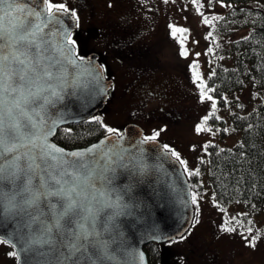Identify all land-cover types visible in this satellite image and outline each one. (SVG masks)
<instances>
[{
    "label": "snow or ice",
    "instance_id": "obj_1",
    "mask_svg": "<svg viewBox=\"0 0 264 264\" xmlns=\"http://www.w3.org/2000/svg\"><path fill=\"white\" fill-rule=\"evenodd\" d=\"M192 3L199 12L202 7L199 0H192ZM199 14L205 25L211 24L213 20L223 19L218 16L209 18L203 12ZM62 16L70 18L74 27H79L77 12L69 9L63 2L38 0L33 5L29 0H0V204L7 213L19 217L16 230L6 239L0 236V243H8L13 249H17L8 255L15 257L18 264H96V260L101 258L96 256V252H106L110 243L102 237L105 232H110L109 225L119 214L115 210L127 207L121 203L122 197L119 194L116 200L111 199L114 189L103 192L96 189L93 183L96 178L111 183L106 175L107 172L114 171L111 168V156L105 153V167L98 172L95 167H89V162L84 159L98 146H93L86 152H67L48 142V137L54 133L56 122L45 131L43 126L46 121L41 113L46 112L47 105L52 103V97L62 98L61 93L47 83L53 79L51 68L54 67L49 62L45 47L48 44L46 36L51 35L50 25L60 29L65 48L73 57L69 63L75 64L76 60H83L73 52L76 41L72 38L73 33L63 24ZM169 28L173 38H176L177 33L182 34L180 55L186 57L188 51L184 43L187 37L183 34L188 33L189 29L171 24ZM45 29L49 31L45 32ZM211 36L212 33L209 32L208 37ZM207 51L212 52L213 49L209 48ZM199 55L200 53H196L197 57ZM190 67L194 82H200L197 87L201 102L210 101L212 110L196 126V131L211 133L213 129L206 125L213 117H219L215 116L217 101L209 93L216 89L207 87L196 71L198 63L194 61ZM100 68L101 72L104 71L103 66ZM212 75H215L214 71ZM97 78H100V73H97ZM49 89L50 96H44L43 93ZM34 115L41 116L39 123L34 120ZM95 119L102 124L99 118ZM102 126L107 133H116L122 137L119 130ZM158 136L159 132H154L151 136L143 137L140 143L155 141ZM208 147L209 145H204L205 151ZM163 149L184 166L189 176L200 174L198 169L195 172L189 171L187 162L174 149L168 145H163ZM69 157L74 159H68ZM119 159L123 160V155ZM133 159V174L143 173L147 165L142 153ZM131 187L129 184L127 190L131 191ZM98 191L104 201L99 208H95L91 204L96 200ZM191 201L193 204L197 202L196 193L191 194ZM42 203L49 210L47 214L41 208ZM105 208L114 211L104 225L98 227V218ZM47 216H50L51 222ZM33 225L38 227L33 228ZM230 225L231 221L225 220L221 230L235 232L237 229ZM246 231L248 235H241L248 241V246L255 247L258 237L249 240L252 229L247 228ZM186 238L187 236L181 235L179 240ZM111 242H114V238ZM140 259H143L142 253Z\"/></svg>",
    "mask_w": 264,
    "mask_h": 264
},
{
    "label": "rangeland",
    "instance_id": "obj_2",
    "mask_svg": "<svg viewBox=\"0 0 264 264\" xmlns=\"http://www.w3.org/2000/svg\"><path fill=\"white\" fill-rule=\"evenodd\" d=\"M77 1L75 5V11L79 16V27L77 28H79L81 41L87 49L91 46V35L96 34V30L108 28V21L112 25L117 24L119 16L128 10L137 14L135 19L139 21L140 18L141 23L148 29V34H144L140 40L148 45L147 49L145 48L147 57H152L154 60L146 70L150 73L148 84L154 90L155 100L148 102L144 106L143 112L150 115L157 105H161L165 110L169 109L170 112H168L172 114L168 115L164 112L162 116L156 117V124L152 123L154 119L152 115L138 116L134 118V121L142 124L146 131L159 122L167 125L165 129L160 128L159 139L165 140L168 146L180 154L181 159L187 162L189 171L198 169L201 175L205 191L197 198V215L193 218L191 227L184 233L187 236L186 239L180 241L177 237L175 240L178 242H172V240L166 243L162 252L166 255L163 263L264 264V232H256L252 229L249 240L252 237H258V239L255 241V247H251L241 235L244 232H240L238 229L235 232L221 230L228 216V210L226 215L225 211H221L219 206L214 204V198L207 189L209 187L205 185L207 172L203 173L199 162L204 163L206 160L205 143L215 142L221 146H230L240 136L239 131H229L220 124L212 128L211 133L196 131V126L202 122L206 115H209L211 102L207 100L201 102L198 84L193 80V70L190 66L194 61L198 63L199 67L196 71L200 73L209 60L207 59L209 56L207 50L213 40H216L218 36H222L220 40H227L228 28L233 25L231 21H228V18L224 17L205 25L202 23L199 12H203L205 16L211 18L213 13L223 12L227 6L215 7L209 4V0H199L202 7L198 12L197 6L192 3V0H168L167 3L165 0H87L85 3ZM72 5L74 6V4ZM131 21L136 23L134 19ZM244 21L242 20V22ZM170 24L189 29L188 33L183 34L187 37L184 43V47L188 51L186 57L180 55L182 34L177 33L176 38H173L170 34ZM247 30L246 27L238 28L235 33L231 32L229 35L239 37L246 34ZM209 32L212 33L210 38L208 37ZM196 53H200L199 57L196 56ZM123 69L120 70L116 78L119 90L123 72L126 71ZM201 77H203L202 74ZM117 85L113 89L110 104L104 110L94 114L98 116L103 125L113 129H117L119 125L121 128V125L124 124L125 120L123 119H125L124 115L127 109L126 101H116ZM249 96V90L241 92V97L244 100L248 101ZM177 112L180 113L179 121L176 124H171L174 119L173 114L177 115ZM158 113L160 112L157 111L156 114ZM217 115L220 118L226 117L222 110H219ZM226 123H228V119H226ZM206 127L210 126L207 124ZM221 129H227L225 135L221 134ZM244 234L248 235L247 231ZM6 252L0 247V259L7 260L3 256L7 254ZM6 262V264L13 263L11 260Z\"/></svg>",
    "mask_w": 264,
    "mask_h": 264
},
{
    "label": "water",
    "instance_id": "obj_3",
    "mask_svg": "<svg viewBox=\"0 0 264 264\" xmlns=\"http://www.w3.org/2000/svg\"><path fill=\"white\" fill-rule=\"evenodd\" d=\"M29 2L35 5L38 0ZM61 19L67 30L76 28L70 18L62 16ZM49 29L51 35L46 36V55L54 67L51 68L53 79L47 83L60 92L62 98L52 97V103L47 105L46 112L41 113L46 121L43 126L45 131L56 122L54 133L48 137V142L67 152H86L87 149L98 146L84 157L89 162V167H95L98 172L105 167V153L111 156V168L114 171L106 173L111 183L102 178L94 179L93 183L96 189L103 192L114 189L111 199L116 200L119 194L122 197L121 203L127 205L115 210L119 214L111 221L110 232H105L102 237L110 243L106 252H96V256L101 257L96 260V264H149L144 250L145 244L180 237L192 223L194 206L186 172L175 157L165 153L160 140L141 144L143 129L133 122L123 127L120 132L122 137L116 133H105L85 146L67 148L53 140L59 126L89 118L104 106L112 80L105 76L104 71L101 72L102 65L96 53H89L82 57L83 60H76L75 64L69 63L73 57L65 48L60 29L51 25ZM49 29H45V32ZM73 52L76 55L75 48ZM97 73H100V78H97ZM50 93L51 89L43 95L50 96ZM41 116L34 115L33 118L39 123ZM141 153L147 168L143 173L133 174V158H138ZM120 155H123V160L119 159ZM121 164L128 166L121 167ZM129 184L132 185L131 191L127 190ZM103 201L104 198L98 191L91 206L99 208ZM85 203L87 206V201ZM41 208L45 214L49 212L43 203ZM113 211L111 208H105L101 212L98 227L104 225ZM47 219L51 222L50 216H47ZM18 222L19 217L7 213L0 204V236L6 239L16 230ZM37 227L38 225H33V228ZM113 238L114 242H111Z\"/></svg>",
    "mask_w": 264,
    "mask_h": 264
},
{
    "label": "trees",
    "instance_id": "obj_4",
    "mask_svg": "<svg viewBox=\"0 0 264 264\" xmlns=\"http://www.w3.org/2000/svg\"><path fill=\"white\" fill-rule=\"evenodd\" d=\"M209 4L227 6L223 12L212 15L228 18L233 25L228 28L227 40H220L222 36L213 40L210 46L213 51L208 52L206 67L200 70L207 87L216 89L209 93L217 101L215 116L218 117L219 110L226 116L213 117L208 125L214 128L220 124L229 131H239L240 136L230 146L205 143L209 147L204 149L206 160L199 161L200 168L207 172L205 185L214 204L224 209L226 215L228 212L226 220L231 221L230 226L244 233L247 228L264 232V0H212ZM244 27L248 28L246 34L229 35ZM244 90L250 91L248 101L241 97ZM95 118L98 116L59 126L53 140L67 148L95 141L107 133L103 123H97ZM221 130L225 135L226 131ZM187 178L191 193L200 197L205 191L201 175L187 174ZM193 205L195 217L197 206ZM152 242L144 245L150 264L154 259L158 262L163 259L160 251L158 254L150 249Z\"/></svg>",
    "mask_w": 264,
    "mask_h": 264
},
{
    "label": "flooded vegetation",
    "instance_id": "obj_5",
    "mask_svg": "<svg viewBox=\"0 0 264 264\" xmlns=\"http://www.w3.org/2000/svg\"><path fill=\"white\" fill-rule=\"evenodd\" d=\"M80 1L85 3L87 0ZM52 2H63L69 9L75 10V5L78 1L52 0ZM72 4H74V6ZM135 17H137V14L128 10L119 16L117 24L112 25V23H109L108 21V28L98 29L96 30V34L91 35L92 42L88 49L84 47V43L81 41L79 28L76 27L71 32L73 33L72 38L76 41V55L84 57L89 53H96L99 63L103 66L105 76L112 80L108 98L100 110H104V108L110 104L111 98L113 97V89L115 85H117L116 78L118 77L121 69L127 68L123 69L126 71L123 72L120 90L118 89L119 85L116 86V101L121 100L127 102V109L124 115L125 119H123L125 120L124 124H122L123 126L121 125V128H119V125L117 130L121 132L127 123L133 122L141 126L143 129V136L145 137L151 136L154 132L160 133V128L165 129L167 125L159 122L156 126H152L150 130L146 131L142 124L138 123L137 120V122L134 121V118L138 116L142 117V115H149L143 112V108L148 102L155 100L154 90L148 84V77L150 76V73L146 70L149 69L154 60L152 57H147L145 48L147 49L148 45L146 43H142L140 40L144 34H148V29L141 23L140 18L138 21ZM132 19H134L136 23H133L131 21ZM99 21H101V19H99ZM196 82L199 84V81ZM155 111H159L160 113L156 114ZM168 111L170 112L169 109L165 110L164 106L157 105L152 114H150L154 117L152 123L156 124V117L162 116L164 112L168 115L172 114ZM173 116L174 119L171 121V124H176L177 121H179L178 117L180 116V113L177 112V115L173 114ZM157 139L161 141L162 145H167L165 140L159 139V137H157ZM165 245L166 242H152L150 244V249L158 252V254L160 251V257H163L160 262H158L157 259H154L153 264H165L163 262L166 259V255L162 253ZM0 247L7 251V254L3 255L7 258L6 261L11 260L13 261L12 264L18 263L15 257L8 255V253L15 250L10 244L0 243ZM6 261L2 258L0 259V264H6ZM148 263L150 264L149 261Z\"/></svg>",
    "mask_w": 264,
    "mask_h": 264
}]
</instances>
